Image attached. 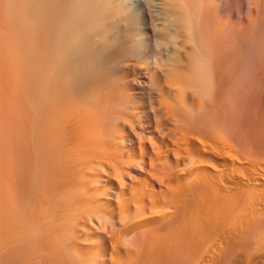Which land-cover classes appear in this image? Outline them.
<instances>
[{
    "label": "bare ground",
    "instance_id": "1",
    "mask_svg": "<svg viewBox=\"0 0 264 264\" xmlns=\"http://www.w3.org/2000/svg\"><path fill=\"white\" fill-rule=\"evenodd\" d=\"M0 264H264V0H0Z\"/></svg>",
    "mask_w": 264,
    "mask_h": 264
}]
</instances>
